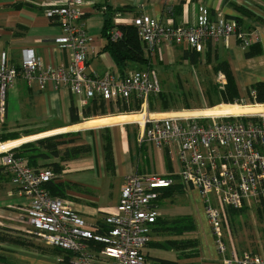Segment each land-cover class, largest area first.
Masks as SVG:
<instances>
[{
    "label": "built area",
    "instance_id": "1",
    "mask_svg": "<svg viewBox=\"0 0 264 264\" xmlns=\"http://www.w3.org/2000/svg\"><path fill=\"white\" fill-rule=\"evenodd\" d=\"M47 4L44 2V6ZM85 6L86 0H55L46 11L61 30L56 44L71 53L69 66L44 69L34 50L25 49L21 66L14 67L2 54L1 119L6 113L8 90L19 77L29 85L37 80L41 90L47 84L56 89L65 86L81 106L98 97L106 103L138 101V112L126 116L139 117L132 121L141 129L139 143L170 150L179 170L175 175L127 177L116 210L106 212L103 223L91 228L66 200L53 197L46 190L45 185L58 181V175L50 170L30 168L16 156L14 151L18 147L3 149L1 162L10 173L17 194L28 201L25 219L30 234L46 247L73 254L70 264H148L144 251L159 217L154 203L160 199L161 190L180 183L197 190L202 197L220 264H264L263 255L238 249L225 228L230 216L228 210L250 207L252 203L264 204V105L244 106L263 107L252 114L220 117L151 112L150 101L162 93L154 69L148 67L124 75L89 71L87 52L91 38L82 21ZM132 26L151 55L161 41L186 44L189 49L203 53L210 41L235 37L248 49L259 37L256 30H241L237 20L228 21L222 14L215 20L202 17L193 26L163 24L141 16L132 21ZM111 37L118 40L122 34L114 29ZM251 94L255 96V92ZM2 123L0 147L5 144Z\"/></svg>",
    "mask_w": 264,
    "mask_h": 264
},
{
    "label": "crops",
    "instance_id": "2",
    "mask_svg": "<svg viewBox=\"0 0 264 264\" xmlns=\"http://www.w3.org/2000/svg\"><path fill=\"white\" fill-rule=\"evenodd\" d=\"M54 1L0 0V57L5 54L10 65L20 67L22 51L30 49L34 50L44 69H58L70 65L71 53L62 50L56 44V40L61 35V30L56 21L46 15V11L52 7ZM44 2H48L47 6H44ZM235 6L250 11L254 17L246 15L236 9ZM108 10L114 15L112 16L113 23L118 26L132 25V21L141 16L175 26H193L202 17L215 20L218 18V14H222L228 21L239 18L242 24L241 29L243 28L246 32L253 30L258 32L259 37L255 42L261 50L259 55L247 58L246 53L250 48L244 49L235 37L207 42L204 51L211 55L213 62L218 59L228 63L239 97L243 101H249L248 105H252L249 99V89L254 84L264 82V15H262L264 13V0H246L245 3L241 0H86L82 21L91 38L87 52L88 68L89 71L100 75L107 72L120 74L112 57L104 51L107 41L102 36V30ZM257 18L263 22H259ZM187 50L186 44L175 45L161 41L154 54L151 55L145 47L143 52L148 67L157 71L159 67L163 69L172 67L177 59L190 63L184 60ZM144 68L137 64H131L128 67V72ZM72 105L80 109L85 107L79 104V99L74 97L65 86L56 89L52 84H47L46 89L41 90L37 80L29 85L24 78L19 77L17 82L8 90L6 113L3 120L0 113V125L3 121L2 137L14 135L18 139L16 141H23L19 146L12 148L20 147L25 142H33L38 138L68 133L72 137L70 139L80 135L75 145L90 146L91 150L87 155L63 164L64 170L60 181L65 184L72 183L74 187H77L79 184L76 181H66V178L74 171L85 174L93 173L92 175L102 182L100 186H103V182L110 178L113 181L112 193L108 200L98 196L101 189L92 183L79 185L83 190L76 194L71 191V186L66 191L67 199L64 200L86 219L91 228H96L103 223L106 212L116 210L127 177L135 174H177L179 164L177 163V167L174 165L177 161L168 149L166 153L169 158L167 157V163L160 172L157 171L156 166L153 167L152 171L150 166L141 165L139 161H135L134 150L140 151L146 144L141 145L139 143L141 129L132 121L88 127L86 124L95 120L83 118L80 110L79 116L82 121L72 124L70 115ZM129 112L133 113L137 110L125 113L115 110V113L104 115L98 120L121 119L117 117L126 116ZM213 113L214 111H211L206 113L207 115H200L211 116ZM166 114L171 115V113ZM103 136L110 138L113 154V165L110 168L106 164ZM11 142L15 141H9L5 144ZM82 158H90L91 164L81 165L80 160ZM71 163L77 164L73 170H69ZM0 164L3 166L1 158ZM5 178L6 181L0 183V233L13 239H19L20 242L23 241V245L15 242L8 246L0 244V250L6 249L16 252L14 255L17 257V264H48V259L52 257L48 258V253L44 255L38 253L43 246H40L41 244L36 237L30 234L31 231L25 219L28 201L17 194V188L12 184L11 176H5ZM115 184L118 186L116 194L113 188ZM182 194L165 197L155 202L154 207L156 211L158 210L159 217L164 214L174 219L186 216L193 218L195 231L192 233L195 234L197 230L198 233L200 232L198 236L195 235L194 237L198 242L195 249L197 255L185 260L186 264H220L200 193L197 190L185 189ZM168 201L173 203L183 201L186 205L184 207L173 206ZM154 226L151 234L152 242L150 241L145 248V253L151 257L152 261L154 258L165 259L151 255L154 254L155 250H163L151 245L160 243L154 241L161 240L157 239L156 236L159 235L154 231ZM164 239L169 240L168 238ZM21 252L25 253L21 254ZM176 252L178 251L174 250L173 253ZM37 256H41L42 259L41 257L37 258ZM167 260L176 261L175 258Z\"/></svg>",
    "mask_w": 264,
    "mask_h": 264
},
{
    "label": "trees",
    "instance_id": "3",
    "mask_svg": "<svg viewBox=\"0 0 264 264\" xmlns=\"http://www.w3.org/2000/svg\"><path fill=\"white\" fill-rule=\"evenodd\" d=\"M236 9L244 12L246 15L250 17H254V15L238 6H235ZM108 12V13H107ZM106 12V19L104 22L102 36L106 39L107 45L104 48V51L109 53L112 59L115 62L117 70L122 74H126L128 72V67L131 64H137L138 66L145 67L144 69L148 68V62L145 60L144 57V43L142 42L137 29L132 26H118L113 23L114 16L109 10ZM119 13V12H117ZM237 20L239 28L241 29V20L239 18H235ZM260 22H263L260 18H257ZM113 29H117L121 32L122 37L118 40H112L111 32ZM243 30V28L241 29ZM261 53V50L258 48L257 42H254L248 52L246 53L247 58H251L257 56ZM202 55L206 59L207 63H212L214 60L212 59L211 55L205 53H197L194 50L188 48L184 55V60L189 61L192 64L197 63V61L202 59ZM215 66L213 70L216 72L222 71L226 74L228 79V84L226 87V92L219 96L220 102L222 104H234V103H241L243 102L242 99L239 97L237 86L231 72L230 66L227 62L219 61L215 59ZM142 70V69H139ZM252 91L255 92V96L252 97ZM162 94V93H161ZM160 94V95H161ZM158 95V96H160ZM249 97L250 102L252 105L259 104L264 105V82H259L254 84L249 89ZM138 110L140 108V103L138 101H132L128 103L125 100H118L116 103H109L107 104L101 98H94L92 101L89 102L87 106L80 109L75 106H71L70 108V115H71V123L76 124L82 121V118L79 116L80 110L82 111L83 118L89 119L92 117L97 116H104L108 115L109 113H115V110L120 112H128ZM3 136V135H2ZM73 138L70 137L69 134L63 135H55L50 136L47 138L39 139L35 142H29L22 145L20 148H17L14 152L16 156L22 159L30 168L36 171L40 170H50L54 172L56 175L59 176V180L55 182H49L45 185L46 190L49 194L53 197H58L61 199H67L66 191L70 187L69 184H65L61 180V174L64 170L63 164L68 163L76 158L83 157L90 152V146L86 145H75L77 140H79L80 135H76ZM14 135L9 136L6 135L2 137V141L8 140H16ZM103 147L105 153L106 164L110 168L113 165V154L112 148L110 143V138L108 136H103ZM2 159V156H0ZM6 177H10V173L6 170L4 166L0 164V183L6 181ZM180 184V183H178ZM176 185V184H175ZM170 188H166L161 190L160 200L174 196L176 194L184 193V190L187 189L184 185H176ZM264 216V207L259 208ZM239 210H228L230 215H236ZM102 224V223H101ZM155 226V232L157 235H162V233H168L171 236L179 237L183 236L186 233L194 232L195 231V222L192 217H179L172 220H161L157 219ZM21 241V240H20ZM19 239H13L10 236L1 235L0 233V244L1 242L7 243H20L23 245V241L20 242ZM25 243V242H24ZM150 243V242H149ZM155 248L161 249H173L175 251L181 252L180 257L183 255L186 258H193L197 254L194 253L193 255L187 254L186 251L190 248H196L198 245L197 241H166L163 244L154 243L151 244ZM55 254L59 256H63V258L58 260L59 264H70L73 254L68 252L61 251L59 249H54ZM58 254H57V253ZM1 255V254H0ZM3 256H0V263L4 262ZM154 264H179L178 261L167 260V259H153Z\"/></svg>",
    "mask_w": 264,
    "mask_h": 264
},
{
    "label": "rangeland",
    "instance_id": "4",
    "mask_svg": "<svg viewBox=\"0 0 264 264\" xmlns=\"http://www.w3.org/2000/svg\"><path fill=\"white\" fill-rule=\"evenodd\" d=\"M243 3L246 0H241ZM264 15V13H262ZM215 62L207 63L204 56L202 59L198 60L195 64L185 63L181 59H177V61L172 65V67L163 69L162 67L157 68V74L159 76L162 94L160 96H154L150 101V111L155 113H171V115H175L178 113H189L192 115H200L205 114V111H214L215 109H219L221 105L234 106L238 105L240 107H244L248 105V102L245 100L242 103H234V104H222L220 102L219 96L226 92V87L228 84L227 76L224 72L213 70L215 66ZM224 77V79H222ZM250 99V97H249ZM215 107V108H214ZM135 111V109H134ZM138 112V111H137ZM124 113V112H121ZM104 116H98L95 118H91L90 120L101 121L106 119H100ZM123 116L117 117L122 118ZM125 117V116H124ZM97 119V120H96ZM110 119V118H107ZM129 119V118H127ZM92 122V121H91ZM127 122V121H126ZM205 125H209V122H203ZM136 131V130H135ZM70 134V133H68ZM18 140V139H16ZM16 140H8L5 141H16ZM35 142V141H33ZM24 145V144H23ZM22 146V145H21ZM20 146V147H21ZM18 147V148H20ZM167 151L165 149H159L152 145L146 144L144 145L140 151L134 150L133 156H135V161H139L141 165L150 166L153 171V167L156 166L157 171H162L161 168L165 167L167 163ZM169 158V157H168ZM81 165L86 164L90 165V158H82L80 160ZM177 167V162H175ZM77 164L71 163L69 166V170L75 169ZM151 172V171H150ZM154 173V172H153ZM93 173L85 174L82 172H71V175L66 178L70 181H76L79 185H84V183H92L101 189L100 194L103 199H109V195L112 193V180L111 178L108 181L103 182V186H100L102 182H100L96 177L92 175ZM61 176V175H60ZM71 186V191L79 193L82 188L81 186L74 187V184H69ZM76 186V185H75ZM118 186L115 184L114 192L117 193ZM189 190V189H187ZM192 190V189H191ZM183 195V194H181ZM170 205L184 207L186 203L177 202L173 203L172 201H168ZM161 204V201H160ZM205 206V205H204ZM264 207V204L252 203L250 207L245 206L243 209H239L238 213L234 215H230L228 217L227 223H225V228L227 234L233 239L234 245L240 249L241 251H252L255 254H260L264 256V216L261 210L259 209ZM158 215L159 212L157 210ZM178 218V217H176ZM159 219L163 220H172L174 218H169L162 214ZM226 220V219H225ZM200 233V232H199ZM198 230L194 234L192 232L186 233L183 236L175 237L171 236L168 233H162V235L156 236L157 239H161L159 244H163L164 241H196L194 239L195 235H199ZM164 238H168L169 240H165ZM152 242V241H151ZM163 242V243H161ZM4 246H8L10 243L1 242ZM41 244V243H40ZM42 250L38 251L39 254L44 255L47 254L48 264H59L58 260L63 258V256H59L55 254L53 248L46 247L44 245ZM196 248H190L186 251L187 254L193 255L196 253ZM172 251V252H171ZM173 249H163V250H155L151 254L153 257H160L165 259H176L179 264H186L185 260L188 258L183 255L180 257L178 252L173 253ZM25 252H21L23 254ZM57 253V252H56ZM145 253V251H144ZM0 256H3L4 262L0 264H17L16 252H11L8 250H0ZM58 254V253H57ZM145 255H147L145 253ZM41 256H37L40 258ZM178 257V258H177ZM42 259V257H41ZM148 264H154L151 260V257L146 256ZM191 259V258H190ZM220 261V260H219ZM221 262V261H220ZM190 264V263H188Z\"/></svg>",
    "mask_w": 264,
    "mask_h": 264
},
{
    "label": "bare ground",
    "instance_id": "5",
    "mask_svg": "<svg viewBox=\"0 0 264 264\" xmlns=\"http://www.w3.org/2000/svg\"><path fill=\"white\" fill-rule=\"evenodd\" d=\"M263 110V107H240L238 105H234V106H221V108L219 109H215L214 113L211 116H203V115H192L189 113H183V114H179L180 116H192V117H197V116H203V117H217V116H231V115H248V114H252L258 111ZM211 111H205V113H210ZM177 115V114H176ZM177 115V116H178ZM124 117V116H123ZM127 118H121V119H106V120H101V121H92L89 122L88 124H86L88 127L91 126H97V125H109L111 123H118V122H128V121H134V120H139V117H135V116H125ZM23 141H15V142H11L8 144H4L2 147H0V152L3 149H11L12 147L15 146H19Z\"/></svg>",
    "mask_w": 264,
    "mask_h": 264
},
{
    "label": "water",
    "instance_id": "6",
    "mask_svg": "<svg viewBox=\"0 0 264 264\" xmlns=\"http://www.w3.org/2000/svg\"><path fill=\"white\" fill-rule=\"evenodd\" d=\"M39 139H43V138H38V139H36V140H34V141H37V140H39ZM30 142H31V141H30ZM25 143H28V142H25ZM25 143H24V144H25Z\"/></svg>",
    "mask_w": 264,
    "mask_h": 264
}]
</instances>
